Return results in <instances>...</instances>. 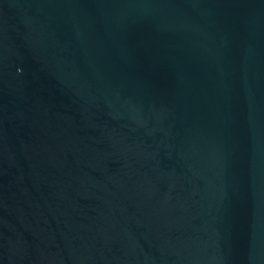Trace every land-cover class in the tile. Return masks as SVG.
<instances>
[{
	"label": "water",
	"instance_id": "water-1",
	"mask_svg": "<svg viewBox=\"0 0 264 264\" xmlns=\"http://www.w3.org/2000/svg\"><path fill=\"white\" fill-rule=\"evenodd\" d=\"M0 264H264V0H0Z\"/></svg>",
	"mask_w": 264,
	"mask_h": 264
}]
</instances>
